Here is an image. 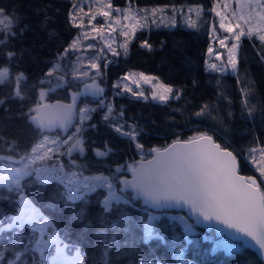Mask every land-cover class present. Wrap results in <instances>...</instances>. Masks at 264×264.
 Wrapping results in <instances>:
<instances>
[{
	"label": "snow or ice",
	"instance_id": "1",
	"mask_svg": "<svg viewBox=\"0 0 264 264\" xmlns=\"http://www.w3.org/2000/svg\"><path fill=\"white\" fill-rule=\"evenodd\" d=\"M249 3H252V0H249ZM255 5L264 9V0H255ZM224 6L228 7L227 4ZM219 7L218 0H214L208 12L215 13L219 18V28L227 34L219 39V45L227 49L228 56L225 63L219 67L213 63L210 68L213 71L225 72L230 67L235 72L242 37L247 36L251 39L255 36L264 45V11L257 13L259 22L255 26L251 25L250 19L240 16L239 19L248 25L245 31L239 22L235 27L226 22L227 17L218 10ZM107 9L98 10L90 16L88 30L73 38L63 52L58 54L56 62L45 73V77L39 81L40 85L48 87L39 89L40 102L29 109L28 117L41 139L33 145L30 153L20 155L18 160L12 156H0V186H6L10 191L19 194L16 212L11 216L0 213V238L8 241L0 247V264H84L80 248L66 243L50 221L23 194L26 185L22 182L25 178L33 176L42 184L58 181L64 188L63 198L70 203L83 201L97 190L104 193L99 199L102 209L101 228L96 235L102 238L105 254L110 247H123L121 238L139 228L145 244L153 240L160 241L170 246L179 264H190L183 258L184 250L194 243L193 237L201 235L196 231V227L203 224L216 235L227 234L231 239L241 241L244 245L256 247L261 257H264V188L261 187L264 180L257 182L255 177L239 175L236 156L222 148L206 133H199L185 141L177 138L163 150L153 148L150 152L155 155L152 159L145 160L143 157L148 153L143 152L144 146L138 142L137 138L141 135L139 127L123 119V109L113 114L114 106L104 97L105 90L98 83V79L103 76L100 61H104L106 69L108 64L112 63L107 59L109 53L113 57L121 55L118 48L122 49L123 55L126 56L128 45L135 37L136 31L147 27L149 20L156 23L157 14L163 13L165 9L134 10L129 4L122 11L119 7L113 9L111 0L107 4ZM113 10L118 14L115 17ZM77 11L84 12V8L73 4V11L69 14L70 20L74 27L84 29L83 17L77 23ZM173 11H176L175 6ZM179 11L183 13L184 9L181 8ZM187 11L188 13L195 11L199 16L204 12V8L198 5L195 8L189 7ZM88 12H91V8ZM97 16L103 17L99 24L96 23ZM121 16L123 21L134 22L122 23ZM18 23L19 17L10 16L6 14L5 9L0 8L2 37L0 45L7 44L10 37L16 36L12 29ZM189 26L196 25L190 23ZM117 28L119 36L123 37L119 44L115 35ZM212 32H216L215 25ZM85 40H92L95 43L85 45L82 43ZM228 40L233 41L230 47L227 44ZM141 47L151 50V45L147 41H143ZM208 52L211 54L213 49L209 47ZM5 55L11 60L17 54L9 51ZM221 58L222 54L217 53L216 59ZM61 61L66 63L62 66ZM85 65L88 66V70L82 71ZM91 70H95L94 73ZM54 74L57 75L53 84ZM9 75L7 67L0 69V82L7 80ZM22 79H26L23 73L15 77L14 95L20 99H23L19 87ZM129 80L131 84L136 85L138 91H133ZM142 83L151 85L150 98L153 101L167 103L170 99L180 98L179 90L173 95L172 86L164 84L158 77L143 72L127 73L118 79L113 84V89L119 91H115L114 95L130 93L137 99L147 100L149 95L140 87ZM72 84H81L82 87L70 93L71 103L43 102L49 92ZM82 97H92L96 107H90L85 102L77 109V103ZM244 103L247 104L246 98ZM3 104L4 100H0V105ZM97 109L106 110L103 119L110 121V127L120 136L136 144L141 159L130 164H118L110 169L107 175L104 173L85 175L84 166L72 159V154L74 152L84 154L85 123L92 119V113ZM210 113V106L204 104L194 115L203 117ZM88 127L95 128L96 125L90 124ZM69 129L73 130L69 132ZM257 150L261 153L260 160L257 161L253 155L250 163L258 170L260 176L264 177V147L250 149V154ZM112 152L113 149L107 144L103 150L95 149L97 157H107ZM54 156L56 160L51 165L35 166L38 161L53 160ZM60 157H67V169ZM126 172H131V179L127 178ZM137 201L145 213V219L138 224L125 210L129 207L136 209ZM173 210H176L175 215L170 214ZM80 215L83 216V212ZM177 228L180 229L179 232ZM24 229H28L27 235L23 233ZM162 232H170L171 239H166ZM5 233L10 235L5 236ZM209 238L204 237L205 240ZM125 244L134 245V241L125 240ZM222 245L223 242H219L216 247ZM223 246L229 253L234 251L230 246ZM53 248L54 251L50 252L49 249ZM69 252L73 254L69 255ZM139 264L167 262L154 256L151 259H141Z\"/></svg>",
	"mask_w": 264,
	"mask_h": 264
},
{
	"label": "trees",
	"instance_id": "2",
	"mask_svg": "<svg viewBox=\"0 0 264 264\" xmlns=\"http://www.w3.org/2000/svg\"><path fill=\"white\" fill-rule=\"evenodd\" d=\"M129 1L137 7L198 4L209 8L212 3V0ZM77 2L0 0V8L5 9L6 14L19 17V23L12 29L16 36L10 37L7 44L0 45V69L7 67L10 72L9 78L0 82V100H4V104L0 105V156L18 159L20 155L30 152L40 138L39 132L29 121V109L40 102L39 89L48 86L40 85L39 81L79 31L69 17L73 4ZM111 3L124 6L126 0H111ZM143 41L151 45V50L141 47ZM208 44L205 28L176 26L139 30L129 44L128 54L112 60L106 69L102 67L103 76L98 83L105 90L104 97L114 106L113 114L123 109V119L135 123L141 130L137 139L143 144L144 153H148L150 148H164L177 138L188 140L199 133H206L236 156L242 175L255 177L260 182L264 179L252 166L248 155L250 149L264 145V59L261 58L264 57V45L256 39L243 37L238 49L236 72L221 74L205 69ZM9 51L17 54L11 60L5 55ZM130 70L158 77L164 84L173 87L174 95L179 90L180 98L156 103L137 99L127 93L114 95L118 89H113V82ZM19 73L26 78L21 80L19 86L23 99L14 95L15 77ZM78 89L73 84L57 88L49 92L44 101H69L70 93ZM245 98L247 104L244 103ZM83 101L96 105L90 97H82L78 104ZM204 104L210 106V115L196 117L194 113ZM104 112L97 109L92 113V119L85 123L84 154H72V159L84 166L85 175H107L118 164H130L141 159L136 144L116 133L110 127V121L103 119ZM90 124L96 127H88ZM105 144L113 152L107 157H97L95 149L103 150ZM147 157L148 154L143 158ZM60 159L67 169V157ZM22 183L26 185L23 194L50 221L61 238L80 248L84 264H139L141 259L154 256L167 264L176 263L170 246L157 240L145 244L139 228L121 238L123 247H110L105 254L102 238L96 235L101 228L99 199L104 195L101 190L83 201L70 203L63 198L64 188L58 181L42 184L33 176L25 178ZM261 187L264 188V183ZM18 195L6 186H0V213L13 215L17 211ZM125 210L137 224L145 219L139 201L136 209L129 207ZM170 214L175 215L176 212ZM196 231L201 235L193 237L194 243L184 250V258L191 260L192 264H262L252 250L242 247L240 243L224 237L216 238L212 233L197 228ZM23 233L27 235L28 229H24ZM162 235L170 240L172 234L162 232ZM205 236L210 238L205 240ZM125 240L134 241V245L125 244ZM219 242L232 247L234 251L229 253L223 245L217 248ZM7 243L6 239L0 238V247Z\"/></svg>",
	"mask_w": 264,
	"mask_h": 264
},
{
	"label": "rangeland",
	"instance_id": "3",
	"mask_svg": "<svg viewBox=\"0 0 264 264\" xmlns=\"http://www.w3.org/2000/svg\"><path fill=\"white\" fill-rule=\"evenodd\" d=\"M108 2H109V0H78L76 5H78L80 7H83L84 8V12H78L77 11V23H79L80 22V18L83 17V22H84L85 28L84 29L79 28V31H78L77 35L80 34L84 30H88V20H89L91 15L95 14L98 10H108L107 9ZM213 2H214V0H212L211 6L209 8H204V12L201 15H199V16H197L195 11H193L192 13H188V11H187V9L189 7L195 8L196 6H198V4L153 5V6L137 7L135 5H132L129 0H126V4L124 6H114L113 5V9L115 7H119L123 11L125 8H127L129 6V4H131V6H132V8L134 10L135 9H151V8H164L165 9L163 13H158L157 14L156 23H152L151 20H149L148 26L145 27V28H142V29H149V28H154V27H156V28L157 27L173 28V27H176V26H181V27L188 28V29L205 28L206 32H207V35H208V40H209V44H208V47L206 49V55H205V69L207 71H210V72H216V73H221V74H226V73L234 74L236 71L233 72V70L230 67H228L227 71H225V72L213 71L210 68V65L213 64V63L217 64V66L219 67L221 64L226 62L227 56H228L227 49L226 48H221L220 45H219V39L223 38L227 34L224 33L222 29L219 28V18L215 16V13H209L208 12V9H210L212 7ZM218 2H219V5H220L218 10L221 11V13L227 17V21L226 22L231 23V25L233 27H235L237 22H239L241 24V27H244L245 31H247L248 25H245L244 22L239 19L240 16L243 15V16H245V18L250 19L251 25L255 26L259 22V16L257 15V13H259L261 11H264V9H260L259 7H257L255 5V0H252V3H249V0H218ZM225 4L228 5L227 8H225V6H224ZM173 6H175V9H176L175 12L173 11ZM89 8H91V12H88ZM181 8L184 9L183 13H181L179 11V9H181ZM85 13H88V15H85ZM117 15L118 14L113 10V17H115ZM121 20H122V23H133L134 22V21H123L122 16H121ZM102 21H103V17L97 16L96 23L99 24ZM173 22H174V25H173ZM190 23H194L196 26L195 27H190L189 26ZM213 25H215V27H216V32L215 33L212 32ZM142 29H139V30H142ZM139 30H137V31H139ZM137 31H136V33H137ZM236 31L238 32L239 29H236ZM136 33H135V35H136ZM115 35L117 37V44H119L123 40V37L119 36V28H117V33ZM244 37H246V36H244ZM252 38L256 39L255 36H253ZM133 39L134 38L131 39V42L133 41ZM242 39H243V37L241 38V40ZM241 40L239 42V45L241 43ZM256 40L258 41V39H256ZM82 43H84L86 45L88 43H95V41L85 40V41H82ZM232 43H233L232 40H228L227 41V44H228L229 47L231 46ZM209 47H211L213 49V52L211 54H209V52H208ZM128 48H129V45H128ZM117 50L121 52V55H119V56H124L122 49L118 48ZM217 53L222 54L221 60H217L216 59V54ZM119 56L113 57L109 53L108 56H107V59L112 61V60L116 59ZM237 60H238V53H237ZM65 63H66V61H61V65L62 66ZM100 64H101V71H102V67H104V61L101 60ZM81 70L82 71L83 70H88V66L85 65V67L83 69H81ZM91 71L94 73L95 70H91ZM127 73L138 74V73H141V71L130 70V71H127L125 74H127ZM57 74H62V73H57ZM125 74H123L122 76H124ZM146 75L154 76L152 74H146ZM68 78L71 79V77H68ZM117 80H115L113 82V84ZM89 82H91V81H89ZM128 83L133 88V91H138L139 90V89H137L136 85L131 84L130 80L128 81ZM154 83H155V81H154ZM73 85L78 86L79 88L82 87L81 84H73ZM47 87L48 86H46V88ZM140 87L145 91V93L147 95H149V99H147V100L153 101L150 98L151 85H147V84H143L142 83L140 85ZM127 94L131 95L130 93H127ZM173 95H174V92H173ZM90 98H92V97H90ZM140 99L144 100L143 98H140ZM153 102L160 103L158 101H153ZM84 103L85 102L83 101L80 104H78L77 109L82 107ZM89 106L90 107H96L95 104L89 105ZM72 130L73 129H71L69 132H71ZM52 134L55 135L56 133H52ZM61 135H63V134H61ZM39 139H41V137ZM262 147H264V145L256 147V149H259V148H262ZM30 152H31V149H30ZM30 152H28V153H30ZM253 155L255 156L257 161L260 160L261 153L259 152V150H257L255 153H252V154H250V151H249V155H248L249 160H251ZM55 160H56V157L54 156L53 160H49V161H51V163L48 162V161H44V162L38 161L35 166H41V164L51 165ZM252 166H253V164H252ZM257 172H258V170H257ZM262 178L264 179V177H262ZM49 251L53 252L54 248L53 249H49ZM72 254H73L72 252H69V255H72ZM173 256L175 257V255H173ZM175 260H176V258H175ZM184 260L188 261V262H190V264H192L191 260H189L187 258H184ZM175 264H179V262L176 260Z\"/></svg>",
	"mask_w": 264,
	"mask_h": 264
},
{
	"label": "water",
	"instance_id": "4",
	"mask_svg": "<svg viewBox=\"0 0 264 264\" xmlns=\"http://www.w3.org/2000/svg\"><path fill=\"white\" fill-rule=\"evenodd\" d=\"M57 101H61V102L65 103V104L71 103V100H69V101H63V100H59V99H56V100H53V101H44V103L54 104V103H56ZM77 106H78V104H77ZM70 130H71V129H69V131H70ZM57 131H59V130H57ZM213 140H214V139H213ZM175 141H176V140H175ZM181 141H185V140H181ZM214 141H215V140H214ZM173 142H174V141H173ZM173 142H171L170 144H168V145L165 146L164 148L168 147V146L171 145ZM215 142H216V141H215ZM216 143H218V142H216ZM218 144H219V143H218ZM164 148H161L160 150H163ZM222 148H223V147H222ZM151 149H153V148H150V149L148 150V157L145 158V160L152 159L153 155H155V153L150 152ZM156 149H158V148H156ZM227 150H228V149H227ZM228 151H230V150H228ZM237 164H238V162H237ZM238 174H239V175H242V174L239 172V170H238ZM125 175L127 176L128 179H131V178H132L131 172H126ZM242 176H244V175H242ZM186 211H187V210L185 209V210H184V213H185V214H186ZM173 212H176V210H173ZM196 228H197V229H200V230H203V231L206 232V233H212L213 236L216 237V238L224 237V238H226V239H228V240H230V241L240 243V245H241L242 247L249 248L250 250H252V251L255 253V255L257 256V258L261 261V263L264 264V257H261V255L259 254V251L257 250L256 247L251 246V245H244L243 242H241V241H237V240H233V239H231L227 234H219V235H216V234H214L211 230L207 229L203 224L198 225Z\"/></svg>",
	"mask_w": 264,
	"mask_h": 264
}]
</instances>
